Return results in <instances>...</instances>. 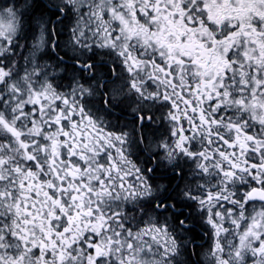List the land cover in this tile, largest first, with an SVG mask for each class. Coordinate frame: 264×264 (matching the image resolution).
Returning <instances> with one entry per match:
<instances>
[{
	"label": "snow or ice",
	"instance_id": "6c2138e0",
	"mask_svg": "<svg viewBox=\"0 0 264 264\" xmlns=\"http://www.w3.org/2000/svg\"><path fill=\"white\" fill-rule=\"evenodd\" d=\"M0 264H264V0H0Z\"/></svg>",
	"mask_w": 264,
	"mask_h": 264
}]
</instances>
